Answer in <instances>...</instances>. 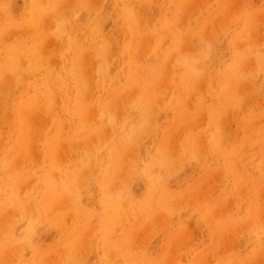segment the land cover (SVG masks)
I'll return each mask as SVG.
<instances>
[{
	"label": "rangeland",
	"instance_id": "1",
	"mask_svg": "<svg viewBox=\"0 0 264 264\" xmlns=\"http://www.w3.org/2000/svg\"><path fill=\"white\" fill-rule=\"evenodd\" d=\"M0 264H264V0H0Z\"/></svg>",
	"mask_w": 264,
	"mask_h": 264
}]
</instances>
